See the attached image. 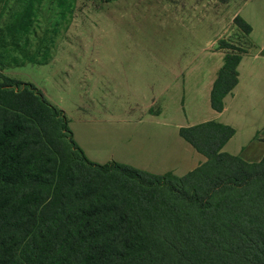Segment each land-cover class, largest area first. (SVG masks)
Listing matches in <instances>:
<instances>
[{"label": "trees", "instance_id": "1", "mask_svg": "<svg viewBox=\"0 0 264 264\" xmlns=\"http://www.w3.org/2000/svg\"><path fill=\"white\" fill-rule=\"evenodd\" d=\"M3 1L0 59L19 51L16 65L35 61L21 40L43 0H15L6 16ZM233 24L250 33L241 18ZM239 61L224 56L210 92L216 112ZM67 125L31 84L0 75V264H264V156L247 164L223 153L232 128H181L206 161L175 177L92 163Z\"/></svg>", "mask_w": 264, "mask_h": 264}, {"label": "rangeland", "instance_id": "2", "mask_svg": "<svg viewBox=\"0 0 264 264\" xmlns=\"http://www.w3.org/2000/svg\"><path fill=\"white\" fill-rule=\"evenodd\" d=\"M3 2L4 14L13 9L15 0ZM240 2L75 0L59 8L43 0L21 40L35 61L16 65L12 57L20 52L8 53L0 59V75L31 84L68 120H107L135 110L148 90L167 85L174 87L167 96L179 94L203 77L211 51L241 54L247 43L231 19ZM220 42L231 49L219 48Z\"/></svg>", "mask_w": 264, "mask_h": 264}, {"label": "crops", "instance_id": "3", "mask_svg": "<svg viewBox=\"0 0 264 264\" xmlns=\"http://www.w3.org/2000/svg\"><path fill=\"white\" fill-rule=\"evenodd\" d=\"M234 8L231 19L241 18L251 30L243 37L247 45L236 68L237 84L223 98L222 110L216 112L210 106L211 88L225 56L217 50L211 51L213 59L204 67L203 77L182 87L179 94L167 96L174 87L165 85L148 90L135 110L124 109L107 120L67 118L74 142L90 162L99 165L114 162L157 176L170 173L182 177L206 159L180 137L179 130L206 122L233 129L232 137L221 149L223 153L247 164L261 161L264 156V0H241Z\"/></svg>", "mask_w": 264, "mask_h": 264}]
</instances>
